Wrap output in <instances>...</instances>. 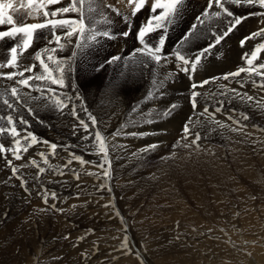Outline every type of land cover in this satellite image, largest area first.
Segmentation results:
<instances>
[{
  "label": "bare ground",
  "instance_id": "6f19581e",
  "mask_svg": "<svg viewBox=\"0 0 264 264\" xmlns=\"http://www.w3.org/2000/svg\"><path fill=\"white\" fill-rule=\"evenodd\" d=\"M67 1L68 0H65V2L55 6L47 5L46 8L50 11L56 7L67 6ZM137 1L138 0H132L130 4L129 0H77V7L82 9L85 19L91 15L86 9V6L93 3V8L91 7L93 12H96L98 15H107L109 18L114 19L115 25H122L125 28L123 31L118 32H130L127 40H123L119 37L112 39L101 37L105 42L101 44L98 43L99 45L95 47V49L101 50V56L98 55L96 59H93L95 61L91 60L95 68L98 64L105 63L106 59L102 60L104 57L122 56L125 58V60L105 66H109L104 72L107 78H104V73L102 74L101 72L98 73V75H100V78H98L97 75H95L96 71H92L91 74H81V72L77 70V63L83 52L81 50L72 65L74 73L67 79L69 83L67 89H57V91L60 92V96L51 97L50 102L52 103L57 99L63 101L65 94L72 96L76 86H79L80 101L76 104V109L79 112L80 119L88 123V114L81 111V109L86 107L88 113L96 117V125H91L89 123L88 130L85 131V129L77 125L76 119H74L71 114V107L65 108L63 113H61L52 108L45 109L42 105L33 103L30 104L29 107H32L34 112L39 109L35 116H29L27 112L21 110V115L30 121V128L28 130L34 133L38 140L47 141L49 144L55 143L57 148L52 150L49 144L44 143H36L29 147L22 139L18 147L21 149L28 148L26 152L20 151L22 159L16 160L7 152L0 153V157H2L0 158V224L2 220L9 218L13 214H16L14 215L15 217L19 214L18 217H20V215L26 216L28 211L30 213V210L42 211L43 213H41L40 216H33V219L38 221L35 230L38 231V234L43 238L44 241L42 244L47 245L45 247L46 249L43 248V253L52 252L44 256H46L47 260L53 261L54 264L60 263L58 257L61 259L62 257H66V251L56 253L58 248H56V245L53 243L54 241L50 240L53 236L62 237L65 235L70 238H75V242H70L71 246L69 250H75L79 253L76 258L78 261H81L80 263L85 262L92 253V244L96 243L98 245L100 243L99 245H101L104 239V233L95 231L94 228H90L91 226L88 230L84 229L77 225L78 223L76 221L71 219L74 216V211L79 213L78 208L81 207L80 204H86L84 208L81 207L83 210H81L83 219L79 220L80 223H85L87 218L89 219L94 216L96 219L99 217V223L96 222L95 225H98L100 228L102 225L106 227V225H109L112 221L106 222L109 219L108 214L105 213L107 217L106 215L103 217V212L109 211L111 207L103 206V203L111 205L112 202L109 203L110 199H102L104 198L103 194L107 191H111L112 193H109V195L107 194L108 197L107 195L106 197L111 198V196H114L117 198L123 191V198H132L134 188L132 187L133 185H130V187L128 184H135L136 187L137 183H158L160 187L165 186V189L168 188L167 193H164V191L161 193L163 198H186L189 203L193 201L194 206L197 205L200 208L197 207L200 212L196 208L199 214L194 210L196 211L194 216L192 215L193 213L191 214V212L194 211L189 207L190 205H185L186 203L188 204L186 201H184L186 202L185 204L184 202L183 204L180 203L182 204V207L179 208L180 211H178L177 204V207L175 206L173 208L174 211H172V214L175 216H178L180 212L186 213L184 210L187 209L191 214V216L189 214L190 218L188 221L191 220L190 222L194 223V226L204 223L202 224V230L196 227V230L194 229L195 231H191L192 238H186L188 235L187 233L183 239L176 240V244L173 246H175V254L179 253V255L182 253L180 248H187L191 245H193V247L199 246L200 244L197 241L202 239L204 243L207 242L219 248L218 242H213L208 238L211 236L210 234L215 233L212 225L214 224V217L212 214L215 215L217 213L216 216H218L219 212L217 210L215 213L214 210L216 209L212 207L214 209H212L213 213H209L211 210L207 211V208H209L207 204H203L204 206L201 205V199L205 198L207 201L208 198H214L213 204L223 209L224 203L229 200L228 198H264V88H259L256 83H253V81L259 82L258 76H249L247 73H242L240 77L235 79L224 80L222 78L226 73L235 72L241 67H246V63L242 57L245 54L250 55L258 45L264 44V38L261 37L249 41L243 47H241L240 44V41L250 33L264 28V8H261L259 4L253 6H235L226 3V7H229V10L232 11L234 15L244 16L247 17V19L226 37L218 48L212 50L210 56L202 61L193 76L191 72L185 73L180 64L176 63L172 57V53L177 50V42L191 29L192 24H196L197 31L199 32V39L193 40L184 49V51L194 52L196 48L203 47L212 40L213 33L218 34V32L225 30L227 23L226 19L212 15L213 11L218 10L216 8L208 9L210 11L207 10L209 13L207 17L203 15L206 11L204 6L209 3V0H184L179 17L175 24L169 27L167 32L166 45L163 51L168 54L169 59L167 63H164L162 59L160 64L152 66L153 62L149 61L146 56H140L138 54L135 59H129L133 53L132 50L141 47L139 42L131 39V36L137 31L138 25L142 19L145 17L150 18L153 15L147 7H144L134 16L130 15ZM146 1L150 4L156 2V0ZM43 2L44 0H32V3L29 4V0H0V3L12 4V7L6 11L14 17V26L23 25L24 23L22 22L25 21H22V19L24 17H26V21H29L28 23L44 22L42 12L45 9L41 7ZM103 2H106L107 6L111 5L117 8L123 18L111 12ZM20 7L22 10L16 9ZM159 11L161 10H157V13ZM28 13H31V15H28ZM251 13L261 14L251 15ZM55 18H79V13L69 14L67 17L58 16ZM201 20L203 21L202 24L200 23ZM196 21L198 23H196ZM4 26V30L0 31L8 30L10 27L8 25V27L6 25ZM97 28H100L101 31L104 30V26H97ZM108 30L110 31V28ZM161 34H163L162 31L151 34L150 44H157L159 35ZM49 35L47 30L40 31L35 44L20 57L22 65L30 64L34 61L35 52L45 47L46 39ZM148 40L149 38L146 37V42H148ZM73 43H75V38H73ZM105 44L107 45L105 46ZM51 46L55 47V45ZM11 47V40L0 41V63H6V52ZM73 48L74 46L72 44L68 46L65 51L49 53V55H53L54 58H67L71 55V50ZM257 56L258 59L254 61V64L264 62V50L259 52ZM45 60L52 66V63L47 61L46 57ZM101 60L102 62H99ZM125 61H127V63H125ZM139 61H144L145 63L141 64ZM114 68L116 69L114 70ZM149 68H151V72ZM12 70L13 69H4L6 72ZM40 71L41 70L38 69L37 74H39ZM76 73H79V76H85L82 78L86 80L82 81L83 79H80L79 76L76 78ZM206 79L212 80V82L196 89L201 95L196 98L197 107L194 110L190 103V94L192 92L191 84L200 83ZM121 82L123 83L119 84ZM4 85H7L8 88L14 86L12 82L0 80V93L5 91ZM161 89H163L162 93ZM233 89L236 90V93H246L247 96L253 97V100L248 101L245 99L242 101L236 93H233ZM23 91L27 92L28 90L23 89ZM150 92L153 93V98L147 99ZM221 92H225L226 94L221 95ZM2 99L3 97H0V102H2ZM172 104L177 106L175 111L172 112L171 115H163L164 111ZM205 107L209 109V114L201 116L200 114ZM217 107L222 108V111H214ZM133 109H137V111L134 113ZM233 109L235 111H233ZM6 112V108L0 107V114H6ZM213 114L215 121L227 125V127H219L214 123H209V118ZM241 114H247L250 119L243 120ZM114 115H117V117ZM235 121H240V125H237ZM186 123L189 124L192 133L188 140L184 142L191 143L195 133L199 132L201 139L198 147L196 145L189 148L181 146L182 129ZM74 125H77V134L75 135L73 134ZM0 126L7 127L6 122L0 120ZM238 127H242V130H231ZM97 132L100 133L101 139L105 142L107 159H105V153L99 150V141L90 139L94 137ZM155 140L159 142L155 143L158 147L148 152L142 151L146 146L153 145L149 144V142H154ZM0 143H5L6 149L14 146L8 136L0 137ZM53 151L55 154H53ZM41 153L47 157V163L41 158ZM73 155L81 157L87 163L81 165L79 161L73 159ZM130 156L133 158H130ZM8 159L12 160V166L19 169L17 176H22L23 179L28 182L26 186H22L19 178H12L11 169L6 163ZM32 159H35L40 167L46 169L45 173L39 175L38 180L35 179L38 169L30 163ZM70 159H72V163L65 167ZM128 160H131L129 166H123L124 168L119 167L122 163L124 165V163L128 162ZM100 165H103V167H100ZM137 165L138 167H145V173L138 175L137 172L138 176H131V170ZM73 170L75 173L79 174L78 180L74 177ZM137 170L139 171V169ZM105 172H108L109 175L105 176ZM51 182L53 184H50ZM115 183L121 184V188L116 185V188L121 191H119V193L116 192V194L114 193L115 188L112 186ZM148 186L144 190L142 189L143 191L139 196L148 198L154 195ZM45 188L49 193H56V199H52L51 196H49L51 202L52 200L56 201V210L52 208L53 212L49 210L50 208L46 209L42 206V203L39 202L41 201L39 200L41 195H38V192H41ZM26 189H28L27 192ZM155 189H157V187ZM70 191H77L82 195L84 194V197L80 195L79 197L77 196L78 198L76 197V202L79 205L78 208L72 203L70 204L64 200L66 198L65 195ZM20 194L25 195V202L27 201L30 204L24 205L22 207L23 211L21 212H19L21 209H19V206L15 207L17 198H14V196ZM157 195L158 194H155L154 197ZM134 198H137L135 193ZM144 200L147 199H142L141 201L144 202ZM73 202H75V200ZM161 205H163V203H161ZM183 205L186 207H183ZM246 205L243 208L240 207V210H237L239 214L241 213V216L246 215L247 218H250L252 215L257 216L255 213L257 211L259 212V210H263L264 213V209H262L264 206H260V209L254 206V209L253 207L245 208ZM153 209L154 207L151 208V210ZM58 211L61 213H58ZM243 211L245 212L242 214ZM114 212L115 211H113V213ZM54 213L57 214L56 218H58L60 226L53 231H49L53 229L49 221ZM201 214L203 217H201ZM220 214H222V212H220L219 215ZM225 214L227 215V213ZM257 217L259 218V213ZM181 218L179 219L181 220ZM68 219L72 222L77 231L71 233L70 229L72 225ZM175 219L177 220L176 217ZM183 220L186 219L183 218ZM216 220L218 221L219 219L216 218ZM254 220L253 218L252 221ZM19 222L20 221L17 220V222L13 223V227H16ZM117 222L119 223V221ZM126 222L127 221H125V223ZM173 222L175 221H172V223ZM234 222L236 226L237 223H239L237 221ZM182 223L180 225H182ZM30 224H32L33 229L35 226L34 221ZM230 224L233 225V223ZM252 224L254 225V222H252ZM258 224H256V226H258L257 228L254 226L255 229H251L253 232H256L254 235L252 233L253 236H246L245 239L239 240V243L233 240L236 244L233 249H236V247L238 248L237 256L242 258V262H244L245 258H247L246 255H248L254 257V260L248 257L250 262L254 261L256 264H264V241L261 240L264 239V225L262 224L263 227L261 225L262 230L259 228L260 225ZM176 225H178V223ZM241 225H246L248 227L250 224L245 221ZM145 226L146 225H144V227ZM10 227L12 226H9V228ZM118 227L122 228L121 226ZM133 227H135V225ZM180 227L181 226L176 229ZM146 228L147 227H145V229ZM131 229L132 227L130 231ZM169 229H166V234L159 232V236L155 234L150 240H147L148 242L145 244L143 243L145 245L144 249L151 255L149 256L153 257L155 261L160 259V262L164 264H169L168 253L162 247L164 246V242L168 241V239L165 238L164 242H162L163 237L160 236H170L171 239H174L175 236L173 237L170 231L171 229ZM226 233L228 234V232ZM108 235H110V233ZM35 237L37 236L34 232L30 239H39V236L36 239ZM77 237H83L84 239L77 241ZM193 237H195L194 240H192ZM259 240L260 242H257ZM260 245H262V247ZM221 246L225 247L223 245ZM159 249L163 250L154 254V251ZM167 251L169 250L167 249ZM140 254L142 255L143 253L141 252ZM225 254L227 256L229 255L227 251ZM97 257H99V255ZM68 259H71L70 255ZM110 259L100 261V264L108 262ZM126 260L127 264L133 261L130 257H126ZM35 263L38 264V262ZM11 264H14V262ZM135 264L137 263L135 262Z\"/></svg>",
  "mask_w": 264,
  "mask_h": 264
},
{
  "label": "snow or ice",
  "instance_id": "6c2138e0",
  "mask_svg": "<svg viewBox=\"0 0 264 264\" xmlns=\"http://www.w3.org/2000/svg\"><path fill=\"white\" fill-rule=\"evenodd\" d=\"M65 0H44L41 4V7L45 10L42 12L44 22L42 23H25L21 26H14V19L11 15L7 13V9L12 7L11 3L4 4L0 3V26L8 25L10 26L8 30L0 31V41L11 40L12 47L8 50L10 53V58H6V63H0V80H6L12 82L14 86L8 88L7 85H4L5 91L0 93V97H3L2 102H0V107L6 108V114H0V120L6 122L7 127L0 126V137L8 136L14 145L6 149L5 143H0V153H10V155L16 160L22 159L20 151H27L28 148H19L21 140L23 139L24 143L29 147L36 143L49 144L47 141L38 140L34 133L29 131L30 121L25 119L21 115V110L27 112L29 116H35L39 109L36 112L33 111L32 107H29L30 104L36 103L42 105L45 109L52 108L53 110L60 111L63 113L65 108L71 107V114L74 119L77 121V125L88 130L89 123L91 125H96V117L91 113H88L87 108L81 109L88 114V123L80 119L79 112L76 109V104L80 101V89L79 86H76L75 92L72 96L65 94L63 101L57 99L54 103L50 102L51 97H59L60 92L57 89H63L67 87L66 80L71 77L72 65L79 55V52L87 46L88 41H95L98 37H104L107 39H112L113 36L108 30L111 25L110 18H107L104 21V30L101 31L96 27V22L92 19L85 21L83 12L81 8L77 7V0H68L67 6L56 7L54 10L49 12L46 8L47 5H58ZM32 3V0H29V4ZM129 3H132V0H129ZM226 3H230L235 6H253L259 4L261 8H264V0H209L208 9L216 8L218 10L213 11L212 15L215 17H223L226 19L227 23L225 30L222 32L213 33V38L203 47H198L194 52L184 51V49L195 39H199V32L197 31V26L193 25L191 29L184 34L180 41L177 42V50L172 53V57L175 62L180 64L182 70L185 73L191 72L194 76L198 70V66L202 61L210 56L213 49L218 48L221 43L228 37L247 17L236 16L232 11L229 10V7H226ZM184 4V0H156L155 3L151 4V11L153 15L148 19L144 26H141L137 32V40L139 41L141 47L135 49L131 54L129 59H135L139 54L140 56H146L149 61L153 62L152 66L155 64H160L162 62L167 63L169 57L166 52H164V47L166 45L167 32L170 26L174 25L177 18L180 15ZM147 6L145 0H139L135 4V8L130 15H135L142 7ZM111 12L117 16L122 14L117 8H114L111 5L106 6ZM157 10L159 11L157 14ZM79 13V18H62L56 19L58 16H68L69 14ZM208 11L206 10L203 15L208 16ZM261 13H251V15H258ZM31 15V13H28ZM52 17V18H49ZM202 24L203 21L201 20ZM41 30H47L49 32V37L46 39V44L43 49L37 50L35 52L34 61L30 64H21L20 57L26 53L34 44L36 39L39 36ZM162 31L163 34L159 35L158 42L155 47H151V34ZM130 35L129 31H124L122 33L123 37H128ZM146 37L149 38L146 42ZM257 37L264 38V28H260L256 32L250 33L247 37L243 38L240 41L241 47L245 46L249 41L256 39ZM73 38H75L74 48L71 50V55L67 58H54L53 55L49 53L62 52L67 46L73 44ZM63 41V42H62ZM51 45H55L52 47ZM264 50V44L258 45L254 51L249 54H245L242 58L246 63V67H241L235 72L226 73L223 75L224 80L235 79L240 77L242 73H247L249 76L255 75L259 77V82L253 81L256 83L259 88H264V62L259 64H254V61L258 59L257 54ZM183 51V54H182ZM50 61L52 66L46 62ZM125 60L122 56H111L107 58L105 63H102L94 69L99 72L102 71L106 65H111L117 61ZM127 63V61H125ZM139 63L144 64V61H139ZM4 69H13L12 71H4ZM40 69V73L37 74V70ZM215 79V78H213ZM212 80H204L200 83L191 84V97L190 103L195 110L197 107L196 98L201 95L196 91L198 87H203L204 85L209 84ZM23 89H27L25 92ZM163 89H161L162 93ZM233 93H236V90H232ZM226 94L221 92V95ZM240 99L243 101L247 99L252 101L253 97L247 96L246 93L240 94L236 93ZM153 93H149L147 99H152ZM177 106L175 104L169 105V107L164 111L163 115H171L175 111ZM137 109H133L135 113ZM214 111H222V108L217 107ZM233 111H235L233 109ZM15 114V115H14ZM209 114V109L205 107L201 116ZM243 120H248L250 117L247 114H241ZM43 123L42 121H40ZM209 123H214L219 127H227V125L220 124L218 121H215L214 114L209 118ZM237 125H240V121H235ZM77 125L73 126V134H77ZM232 131H241L242 127L233 128ZM183 135L181 137V146L185 148L192 147L193 145L199 146V141L201 139L200 133L196 132L191 143H187L189 136L192 133L189 124L186 123L182 129ZM90 139H95L99 141V150L100 152L105 153V159H107V148L105 142L101 139L100 133H95L94 137ZM52 150L57 148L55 143L49 144ZM158 147V145H148L143 152H148ZM53 154L54 151H53ZM41 158L47 163V157L43 153L40 154ZM2 158V157H0ZM73 159L79 161L81 165L87 163L81 157L73 155ZM8 166L11 169L12 178H19L21 180L22 186L27 185V181L23 179L22 176H17L19 169L12 166V160L8 159L6 161ZM30 163L38 169L37 177L46 172V169L40 167L37 164L35 159H32ZM72 163L70 159L67 165ZM103 167V165H100ZM62 174V173H61ZM74 177L78 180L79 174L75 173L73 170ZM105 176H108L109 173L105 172ZM38 195H41L44 203H48L49 196L52 199H56V193H49L47 189H43L41 192H38ZM78 198V197H77ZM53 210L55 205L52 206ZM67 238V237H66ZM80 239H84L81 237ZM124 247L127 245L124 244Z\"/></svg>",
  "mask_w": 264,
  "mask_h": 264
},
{
  "label": "rangeland",
  "instance_id": "374dc122",
  "mask_svg": "<svg viewBox=\"0 0 264 264\" xmlns=\"http://www.w3.org/2000/svg\"><path fill=\"white\" fill-rule=\"evenodd\" d=\"M103 3L106 4V2H103ZM106 6H107V4H106ZM91 7L93 8V3L88 4L86 6V9L91 13V15L88 18H86L85 21L87 22L89 19H92V20H94L96 22V27L97 26H104V21L107 18H109V16H107V15H98L96 12H93V10H92ZM204 7L206 8V10H208V4H205ZM16 9L17 10H22L21 7L20 8H16ZM51 11L52 10H50L49 12H51ZM208 11H210V10H208ZM110 20H111V25H110V32H111V34L112 33H115V34H117L118 37H120L119 36L120 35V32H118V31H123L125 28L122 25L121 26L115 25V21H114L113 18H110ZM22 21H25V22H22L24 24L29 22V21H26V17H24L22 19ZM196 23H198V22L196 21ZM193 25H196V24H192V26ZM4 28H5V26L4 27L1 26L0 27V30H4ZM115 37L116 36H113V38H115ZM104 42H105V40H103L101 37H98L96 39V41H88L87 42V46L82 50L83 52H82V54H81V56H80V58L78 60V63H77V70H79V72H81V74H87V73H90L91 74L92 71H95L94 70L95 67L91 63V60L96 59L98 55L101 56L100 55V51L101 50L95 49V47H97L99 44L104 43ZM74 44L75 43H73V46H74ZM106 45L107 44H105V46ZM155 46H156V44L151 45V47H155ZM67 47L63 51H65L67 49ZM134 51L135 50H132V52H134ZM91 53H93V54H91ZM105 59L107 60V57H104L102 60H105ZM102 60L99 61V62H102ZM93 61H95V60H93ZM107 68H109V66L105 67L102 71H99V72H101L103 74L105 72V69H107ZM115 69L116 68H114V70ZM149 70L151 72V68H149ZM99 72L96 71V74H95V75H97L98 78H100V75H98ZM73 73H74V71L72 70V73L71 74H73ZM78 76H79V73H76V78H78ZM103 76H104V78H107V76L105 75V73L103 74ZM79 77H80V79H83L82 81L86 80L85 78H82V77H85V76L80 75ZM122 83L123 82H121L119 84H122ZM68 84L69 83L66 80L67 87H68ZM67 87H65V88L67 89ZM63 89H59V90H63ZM114 116L117 117V115H114ZM155 143H159V142L156 141V140L154 142H149V144H155ZM130 158H133V157L130 156ZM130 161L131 160H128V162L124 163V165L122 163L119 167L122 168L123 166H129L130 165ZM93 163H96V162H93ZM137 167H138V165L136 167H134V169L131 170V172H132L131 173V176H133V175L138 176L139 174H144L145 173L144 172L146 170L145 167H143V168H142V166L141 167L139 166L138 168ZM136 168L139 169V171ZM135 169H136V171H135ZM141 170H143V171H141ZM137 172H138V175H137ZM50 184H53V183L51 182ZM153 184H154V186H153ZM116 185H117V187H120L121 188V184H116V183L113 184L112 186L115 188V192H114L115 194H116V192L119 193V191H120V190H118V188H116ZM130 185L131 186L133 185L132 187L134 188V193L136 194V197L137 198H134V193L132 194V198H123V195H124L123 191L122 192L120 191L121 192V195H119L117 198H115L114 196H111V198H107L108 195H109V193L110 194L112 193L111 191H107L105 194H103L104 195L103 196L104 198H102V199H110L109 200L110 201L109 203L112 202L111 205L108 204V203H103V206L105 205V206L111 207L110 210L108 209L110 212L109 211L103 212V217L105 215L107 217V214H108V218L109 219L106 222H109V221L111 222L112 221L109 225L110 226L111 225L112 226H116V227H112V226L110 227L109 225H106V227H105V225H102V227L100 228V227H98V225H95V223L99 221V219H98L99 217H97V219H96V218H94V216L92 218H89V219L87 218L85 220V223H80L79 220L83 219L82 214H81V210H82L81 207L84 208L86 206V204L85 205L84 204H80L81 207H79L78 203L76 202V199H77L76 197L77 196L79 197V195L82 196V197H84V194L82 195V194H80L77 191H70V192H68L65 195V197H66L64 199L65 202H68L70 204L72 203L77 208L79 207L78 208L79 209V213L77 211H74V216L71 219H73L74 221H76L78 223L77 225L83 227L84 229H87L88 230L89 227L91 226L90 228H94L95 231L100 232V233L101 232L104 233L103 234L104 235V239L101 242V245L103 247L101 245H99L100 243L98 245L96 243H93L92 244L93 247L91 246L93 248V250H91L92 253L90 252L91 254L88 256V259L85 262L80 263L81 261H78V259L76 258V256L79 255V253H77V251H75V250L74 251L73 250L72 251L69 250V248L71 246V243L72 242H75L74 241L75 238H72V237L70 238V237L65 236V235L62 236V237L61 236H53L50 240L51 241H54L53 243L56 245V248H58L56 250V253H60L62 251L65 252L66 251L65 252L66 257H62V259L58 257V261L60 262L59 264H66V263L67 264H85V263L86 264H97V263L100 264L101 263L100 261H104V260L110 259V258H111L110 261L105 262V263H102V264H111V263L112 264H127L126 257H130L133 260V261L130 262V264H135V262L137 264H142V263L143 264H164V263H161L160 262V259L157 260V261H155L153 259V257H150L151 255L144 249V246H145L144 244L146 242H148L147 240L148 239L150 240V238H152V236H154L155 234H157L159 236L160 235L159 232L166 234L165 231H166V229H169V228L171 229V230L170 229L169 230L173 234V237L175 236L174 239H171L170 236L169 237L168 236L166 237L164 234H161V235H164V236H160V237H163L162 242H164V239L165 238L168 239V241H165L164 242V246H162V247L168 253L167 255H168L169 264H194V262H195V264H243L244 262H245L244 264H256L254 261L253 262H250L248 260V257L249 258L251 257V260H254V257L248 256V255H246L247 258H245L244 262H242L243 261L242 258H240V256L239 257L237 256V250H238V248L237 247H236V249H233V248H235V245H236L234 241H236V243H239V240L245 239L246 236L247 237H251V236H253L256 233V232H253L252 231V230H254L255 228L258 227V226H256V224L259 223L258 224V225H260L259 228H261V225L262 224L264 225V223H263L264 222L263 221V219H264L263 210H259V212L257 211L259 213V218L257 217L258 216V213L257 212L255 213V214H257V216L256 215H252V216H250V218H247L246 215L241 216V213L239 214L237 210H240L246 204L247 205H246L245 208H247V207H253L254 208V206H255L256 208L258 207L257 209H260V206H264V198H228L229 200L224 203L225 205H224V208L223 209L217 207L216 204H213L214 203L213 202V199L214 198H208L207 201L205 200V198L204 199H201V202H202L201 205L207 204V207H209V208H207V211H210L211 210L209 213H213V210L214 209H216V210H214L215 213L217 212V210H218L219 213L222 212V214H220V215L218 213V216H216L217 213L215 215L212 214V216L214 217V224H212V225L214 227V232L215 233L210 234L211 236L208 237L213 242L214 241L215 242H218L219 243V248L218 247H215V246H212L210 243H207V242L204 243L203 242V239H202L200 241L199 240L197 241L200 244L199 246L193 247V245H191V246H189L187 248H180V251L182 253H180V255H179V253L178 254H175V246H173V245L176 244V240L177 239L178 240L183 239L187 235V233H188V235H187L186 238H190L191 237V231H195L196 230V227H197V229H200V230L203 229V225L202 224H204V223H202V224H200L198 226H194V223L190 222L191 220L188 221V219L190 218V216H191L192 213H193L192 215L194 216V214L197 211L196 208L198 206L195 205L196 206L195 207L194 204H193V201H191L189 203L186 198L185 199L184 198H182V199H179V198H173V199L172 198H163L161 196L162 195L161 193L163 191H164V193H167L168 192L167 191L168 188L165 189V186L164 187H160L158 185V183H149V184L148 183H145V184H143V183H140V184L137 183L136 184V187H135V184H128V186H130ZM147 186L149 187V189L151 190V192L154 193V195L155 194H158V195L155 196V197H154V195L153 196H149L148 198H143V197L139 196L141 194V192L145 188H147ZM156 187H157V189H155ZM171 188H173V187H171ZM27 191H28V189H26V192ZM106 195H107V197H106ZM18 197H19V199H18ZM151 197H153V198H151ZM14 198H17L16 201H15V207H18L19 206V209L21 208L19 210V212L23 211L22 207L24 205H30L27 201L25 202V199H26L25 198V195L20 194V195L14 196ZM159 198H161V199H159ZM142 199H147V200H144V202H143V201H141ZM178 199H179L180 202L178 201ZM39 200H41L39 202L42 203V206H44L46 209H49L50 208L49 210H51L53 212L52 206H53V204L56 206V204H55L56 201L55 200L54 201L52 200V202H53L52 203L50 201L51 199H48V203L47 204L44 203V201H43L42 198H40ZM74 200H75L76 203L73 202ZM128 200H130V201H128ZM189 200H191V199H189ZM184 201L188 202V204L186 202H184ZM183 202H184V204L186 203L185 205H188V206L190 205L189 207L192 209V211H194V210H196V211L191 212V214H190L189 211H187V209L184 208L185 209L184 212H186L187 214L186 213H183V212H180L178 216L173 215L172 214V211H174L173 208L176 206V204L178 205V209H179L180 207H182ZM161 203H163V205H161ZM180 203H182V204H180ZM106 204H108V205H106ZM185 205H183V207H186ZM152 207H154L153 210H151ZM212 207H214V209ZM225 208H226V210H225ZM237 208H239V209H237ZM199 209H198V211H199ZM262 209H264V207ZM112 210L115 211L114 212L115 214L113 213ZM133 210H134V212H133ZM234 210H236V211H234ZM178 211H180V209ZM199 212H198V214H199ZM244 212L245 211H243L242 214ZM41 213H43V212L42 211L39 212V210H35V211L34 210H30V213L28 211V213L26 214V216L20 215V217H18L19 216V214H18V216L15 217L14 215H16V214H13L9 218H7V219L5 218L4 220L1 221V224H0V240H1L0 241V243H1L0 244V264H11L13 262H14V264H19V263H21V264H33V263L36 264L35 262H38V264H44V263L45 264H54L53 261L47 260L46 259V256H44L46 254H51L52 252L43 253L42 250L47 245H43L42 244L44 240L40 236V234H38V231L35 230V227L38 224V221L37 220H34L33 219V216H37L38 217V216L41 215ZM58 213H61V212L58 211ZM105 213H107V214H105ZM161 213H163V214H161ZM225 213H227V215ZM234 213H236V214H234ZM28 214L31 215V216H29ZM109 214H111V215H109ZM171 214H172V216H171ZM189 214H190V216H189ZM56 215L57 214L54 213V214H52L53 217L50 218V221L49 222H51V224H52L51 226H52L53 229H51L49 231H53L55 228H57V227L60 226L59 220H58V218H56ZM114 216H116V217L119 216V217L116 218ZM181 216H182V218H181ZM175 217L177 218V220L175 219ZM201 217H203V215ZM179 218H181V220ZM183 218H185L186 220H183ZM216 218L219 219V220L217 221ZM240 218H241V220H240ZM253 218L255 220H257V221H255V220L252 221ZM93 219H94V222H93ZM112 219H115V220H112ZM17 220H19L20 222L16 225V227H13V225H14L13 223L17 222ZM4 221H5V223H4ZM33 221H34V225H35L34 228H33L34 230L32 229V227H33L32 224H30V223H33ZM117 221H119V223ZM125 221H127V222L125 223ZM166 221H167V225H166ZM172 221H175V222L172 223ZM234 221L239 222V223H237V226H236V223ZM245 221H247L250 224V225H248V227L246 225H244V226L241 225ZM115 222H116V224H115ZM252 222H254V225L252 224ZM177 223H178V225H176ZM181 223H182V225H180ZM230 223H233V225H231ZM173 224L175 225V227H174ZM221 224H222V226H221ZM71 225H72V227L70 229L71 230V233L74 232V231H77L74 228L72 222H71ZM134 225H135V227H133ZM144 225H146L145 226V227H147L146 229H145ZM263 225H262V227H263ZM9 226H12V227L9 228ZM118 226H121L123 229L120 228V227H118ZM169 226H172V227H169ZM179 226H181L180 227L181 229L180 228L179 229H176ZM254 226H256V227L254 228ZM129 227L130 228L132 227L131 231H130V228ZM187 227H189V228H187ZM173 228L175 230H177V231H175ZM215 228H218V229H215ZM113 230H115V231H113ZM2 231H3V233H2ZM104 231H106V232H104ZM121 231H122V233H121ZM237 231H238V233H237ZM34 232H35V234H36L37 237L39 236V239L37 237H35V239L37 238L36 240L30 239V237L33 235ZM112 232H114V233H112ZM131 232H132V234H131ZM226 232H228L229 235ZM109 233H110V235H108ZM118 233L121 234V235H119ZM252 233H253V235H252ZM41 238H42V240H41ZM80 238L81 237H77L76 240L78 241V240H80ZM109 238H110V240H109ZM132 239H133V241H132ZM194 239H195V237H193L192 240H194ZM261 240L264 241V239H261ZM197 242H196V244H197ZM257 242H260V240L257 241ZM56 243H58V244H56ZM124 244H126L127 246L124 247L123 246ZM221 245H223L225 247H222ZM260 246L262 247V245H260ZM163 249H159L157 251H154V254L158 253L160 250H163ZM167 249L169 251H167ZM225 249L227 251V254H229L228 256L225 254L226 253ZM35 252H36V254H35ZM95 252H96V254H95ZM141 252L143 253L142 255L140 254ZM215 252H218V253H215ZM69 255H70L71 259H68V256ZM98 255L101 258L97 257ZM104 255L106 256V258H105ZM144 255H146V256H144ZM209 255H210V257H209ZM54 256H53V258H54ZM90 257H91V259H90ZM235 258H237V259H235ZM1 259H2V261H1ZM94 259H96L98 261H96ZM179 259H180V261H179ZM236 260H237V262H236ZM18 261H19V263H18ZM258 264H260V263H258Z\"/></svg>",
  "mask_w": 264,
  "mask_h": 264
}]
</instances>
